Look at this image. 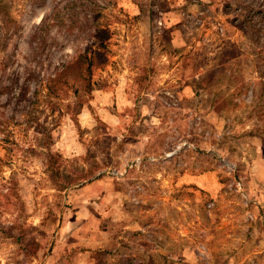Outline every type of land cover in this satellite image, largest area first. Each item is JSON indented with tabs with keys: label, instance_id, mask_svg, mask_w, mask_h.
I'll return each instance as SVG.
<instances>
[{
	"label": "rangeland",
	"instance_id": "374dc122",
	"mask_svg": "<svg viewBox=\"0 0 264 264\" xmlns=\"http://www.w3.org/2000/svg\"><path fill=\"white\" fill-rule=\"evenodd\" d=\"M95 36L75 126L41 81ZM260 194L264 0H0V264H264Z\"/></svg>",
	"mask_w": 264,
	"mask_h": 264
},
{
	"label": "trees",
	"instance_id": "16d2710c",
	"mask_svg": "<svg viewBox=\"0 0 264 264\" xmlns=\"http://www.w3.org/2000/svg\"><path fill=\"white\" fill-rule=\"evenodd\" d=\"M95 39L98 44L93 49L79 53L71 60L53 66L41 81L45 91L43 98L50 105V111H56L59 116L68 115L75 126H78L76 115L91 90L93 70L103 67L108 61V51L102 40L97 36ZM26 90L27 88L24 89V91ZM62 100L66 102L62 104V107L56 108L55 106ZM38 132L41 135L37 139V144L40 142V146L39 144L38 146L44 149L43 171L51 179L56 193L60 194L66 187L80 182L94 173L95 166L85 173L77 170H65L63 168L64 157L59 152L49 149L50 131L43 128ZM43 218L49 217L44 216ZM42 224L43 220L39 226ZM37 248L38 244L35 246V251Z\"/></svg>",
	"mask_w": 264,
	"mask_h": 264
},
{
	"label": "crops",
	"instance_id": "0c3cea01",
	"mask_svg": "<svg viewBox=\"0 0 264 264\" xmlns=\"http://www.w3.org/2000/svg\"><path fill=\"white\" fill-rule=\"evenodd\" d=\"M203 176H205V175H203ZM203 176L201 175V176L197 177L198 179L196 180L195 184H199V185L201 184L202 185L204 183V181L201 179ZM214 189H215V187L210 185V189H208L210 194H211V191H214ZM260 195H262V197H264V194H260ZM258 210L262 214V216H260V217L263 218V220H264V209H262V205L258 207ZM262 225L264 227V221H263Z\"/></svg>",
	"mask_w": 264,
	"mask_h": 264
}]
</instances>
